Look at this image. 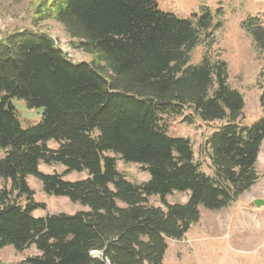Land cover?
<instances>
[{"label":"trees","instance_id":"16d2710c","mask_svg":"<svg viewBox=\"0 0 264 264\" xmlns=\"http://www.w3.org/2000/svg\"><path fill=\"white\" fill-rule=\"evenodd\" d=\"M42 2L40 18L59 21L95 59L75 62L51 35L32 29L0 39V250L35 246L39 254L28 264H164L168 240L184 238L201 207H228L259 180L264 85L261 118L242 124L245 99L230 85L227 63L207 53L192 62L194 49L211 45L222 26L207 7L180 18L158 0ZM242 26L264 50L260 17ZM13 98L42 108L40 122L23 128ZM183 115L190 124L225 121L206 141L210 173L191 139L163 123ZM117 156L141 164L149 180L130 181ZM41 163L65 170L43 172ZM74 171L88 176L67 180ZM30 176L46 194L89 210L35 216L47 204L35 199ZM173 192H187L188 200L169 203ZM153 195L163 206L149 203Z\"/></svg>","mask_w":264,"mask_h":264},{"label":"rangeland","instance_id":"374dc122","mask_svg":"<svg viewBox=\"0 0 264 264\" xmlns=\"http://www.w3.org/2000/svg\"><path fill=\"white\" fill-rule=\"evenodd\" d=\"M42 0H0V39L8 33L22 29H32L51 35L58 45L75 62L95 59V55L78 48V41L71 38L63 25L54 18L42 20L38 8ZM159 7L164 12L172 13L180 18H190L194 13L200 14L207 7L214 16V23L222 22V26L214 31L207 41L197 46L192 54V62L198 63L207 53L213 58H221L227 63L229 83L240 91L245 99L242 124L250 125L262 116L260 104L261 86L264 85V50L259 49L252 36L243 28L242 22L249 16H259L264 23V0H158ZM220 9V11H218ZM209 40V41H210ZM19 119L23 128L37 125L42 118V108L31 109L20 98H13ZM188 113V112H186ZM163 123L170 134L189 137L193 143L196 161L202 169L210 173V149L206 144L211 133L225 123L224 120L206 122L196 117L193 123L185 121L183 116H165ZM49 145L57 146L56 141H49ZM118 157V169L134 183H143L150 178V174L142 168L141 164L124 162ZM256 169L259 180L239 199L231 203L224 211L241 215L240 207H244L251 216L247 215L240 222L244 228H232L225 231H212L207 224L208 217H204L208 226L206 242L203 246L193 249L187 241L192 235L202 234L200 226L192 225L186 233L187 239L174 241L165 255L164 264H264V204L256 205V199L264 201V141L258 155ZM40 170L47 173H62V165L40 164ZM88 176L87 172L74 171L66 175L67 180H81ZM0 177V187L5 182ZM29 185L35 190V199L47 204V209H38L41 215L57 214L75 207V202L63 197L51 196L43 190V183L36 177L30 176ZM188 199L187 192H173L167 196L169 203H183ZM149 203L163 206L160 197L153 195ZM80 204V203H79ZM223 209V208H222ZM221 210V209H220ZM202 214H216L218 210L204 209ZM36 216V215H35ZM240 226V227H241ZM199 229V230H197ZM220 234L222 237H215ZM212 237V238H211ZM226 252H225V250ZM39 254L35 246L18 251L12 245L0 250V260L7 264H28L26 259Z\"/></svg>","mask_w":264,"mask_h":264},{"label":"crops","instance_id":"0c3cea01","mask_svg":"<svg viewBox=\"0 0 264 264\" xmlns=\"http://www.w3.org/2000/svg\"><path fill=\"white\" fill-rule=\"evenodd\" d=\"M49 143H48V145H49ZM57 146H58V144H57ZM57 146L49 145V147H51V148H56ZM65 178H66V176H65ZM63 199L66 202H69L68 201V199H69L68 197H63ZM74 206L75 207H71L67 211H61V212L68 213V214H75L76 212H79V211H87V210H89V207L84 206V205H81L79 203L78 204H75ZM229 207L231 208V205ZM226 208H228V207H226ZM226 208H223L221 210H218V213H216V214H210L209 213V214H204L203 215L202 214V212H203L202 210H204L205 208H202L201 207V219L196 224H197V227L201 225L200 226V228H201L200 231L202 232V234L192 235L190 237V239L187 240L190 243L189 245L194 250L195 249L197 250V248L203 246L205 244V242H206V235L207 234H210V233L207 232L209 230H208V226L206 225V222L204 220V217H208L210 219V220H207V224L209 225V228L212 231H225L226 229H229L230 230L232 228L234 222L236 223V225H235L236 228H238L237 230H239L242 227L244 228L243 225L241 226L240 222L243 221V220H246L245 217L247 215L251 216L250 212H247V210L244 209V207H240L241 208V211L243 212V214H241V215L240 214L239 215H235V214H231L230 212L224 211ZM37 211L38 210H35L33 212V214L36 215V216L41 215V211H40V213H38ZM61 212H58V213H61ZM197 230H199V229H197ZM186 235L184 236L183 240L187 239V236ZM214 236L215 237H222V235H220V234H217V235H214ZM172 241L176 242V243H174V245L177 246V243H178L177 241L178 240L169 239L168 240V244H169L168 250L170 248V244H171ZM168 250H167V252H168ZM225 252H226V250H225Z\"/></svg>","mask_w":264,"mask_h":264},{"label":"water","instance_id":"95a60500","mask_svg":"<svg viewBox=\"0 0 264 264\" xmlns=\"http://www.w3.org/2000/svg\"><path fill=\"white\" fill-rule=\"evenodd\" d=\"M255 202H256L257 207H260L261 205L264 204V201L262 199H256Z\"/></svg>","mask_w":264,"mask_h":264}]
</instances>
